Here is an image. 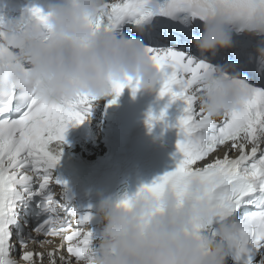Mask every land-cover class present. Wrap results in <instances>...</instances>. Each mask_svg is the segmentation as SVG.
Wrapping results in <instances>:
<instances>
[{"label": "snow or ice", "instance_id": "6c2138e0", "mask_svg": "<svg viewBox=\"0 0 264 264\" xmlns=\"http://www.w3.org/2000/svg\"><path fill=\"white\" fill-rule=\"evenodd\" d=\"M218 14L229 17L231 30L242 36L230 51L202 57L191 50L192 40L202 21ZM158 17L160 21L152 24ZM21 20L26 26H39L45 42L52 38L49 17L39 7L27 9ZM88 26L93 34L113 35L128 26L134 33L129 40L143 43L159 73V97H169V104H184L176 124L180 137L176 148L182 156L177 167L134 196L122 198L118 207L129 209L147 197L156 206L153 214L162 213L167 194H174L182 204L196 184L201 189L196 198L207 201L216 220L206 227L194 225V232L211 237L216 235V223L230 220L228 264H264V60L256 54L259 41L247 34L253 26L264 28V0H105ZM165 31L169 40L183 41L170 45ZM16 35L6 30L0 17V70L13 55ZM217 66L232 69L230 74L237 77L235 82L246 97L239 109L220 117L221 123L198 105L204 91L201 81ZM24 75L17 87L0 90V264H44L45 260L47 264H94L92 215L68 207L66 186L54 170L68 129L91 116L98 98L87 94L49 98L27 79V69ZM138 87V81L111 82L116 97L125 88L135 95ZM163 118V112L158 118L149 115V127ZM221 148L222 157L204 163ZM198 163L204 166L197 167ZM30 202L47 217L29 223L24 217L29 215ZM29 244L52 250H27ZM14 252H19V258Z\"/></svg>", "mask_w": 264, "mask_h": 264}, {"label": "clouds", "instance_id": "9594fccd", "mask_svg": "<svg viewBox=\"0 0 264 264\" xmlns=\"http://www.w3.org/2000/svg\"><path fill=\"white\" fill-rule=\"evenodd\" d=\"M105 0H64L62 6L49 7V30L45 42L35 23L26 26L19 19L6 23V30L16 33L13 55L3 61L0 90L8 91L27 79L39 91L54 99H69L87 94L98 99L109 95L112 81H138V91L151 94L160 83L159 73L140 40L117 39L110 33L93 34L89 23L102 11ZM232 21L225 15L202 21L200 35L192 47L202 57H215L234 46ZM247 34L256 38L258 59L264 60V28L253 26ZM10 65V66H9ZM232 69L217 66L201 81L203 93L199 108L213 119L241 107L245 93L235 82ZM201 189L193 184L192 195L180 204L174 194H167L155 213L151 199L142 197L129 209L119 201H101L96 214L102 230L95 242L94 264H228L229 237L233 222L215 224L216 235L202 238L194 225L206 227L216 220L207 201L197 199Z\"/></svg>", "mask_w": 264, "mask_h": 264}]
</instances>
